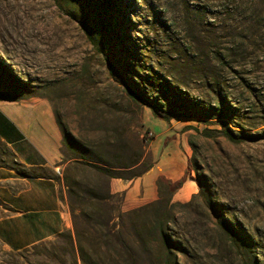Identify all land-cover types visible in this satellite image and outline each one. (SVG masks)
I'll use <instances>...</instances> for the list:
<instances>
[{
  "label": "rangeland",
  "instance_id": "obj_1",
  "mask_svg": "<svg viewBox=\"0 0 264 264\" xmlns=\"http://www.w3.org/2000/svg\"><path fill=\"white\" fill-rule=\"evenodd\" d=\"M0 98L49 102L71 159L68 197L80 193L69 203L77 227L21 252L0 244V264H75L77 229L86 249L103 247L100 217L115 215L119 229L120 215L149 203L126 209L118 193L82 204L84 191L106 194L111 180L88 163L139 161L114 171L131 180L165 157L184 163L179 181H195L197 192L175 200L177 182L160 178L162 203L148 212L167 211L175 241L161 264H264V0H0ZM218 115L260 137H206L204 128H224L208 122ZM155 119L169 132L160 134ZM0 161L14 163L1 142ZM215 213L245 235L241 253L218 234Z\"/></svg>",
  "mask_w": 264,
  "mask_h": 264
},
{
  "label": "crops",
  "instance_id": "obj_2",
  "mask_svg": "<svg viewBox=\"0 0 264 264\" xmlns=\"http://www.w3.org/2000/svg\"><path fill=\"white\" fill-rule=\"evenodd\" d=\"M153 124L160 134L169 132L163 120ZM63 139L47 100L0 98V142L14 159L13 164H0V244L5 249L25 251L73 229L63 174L71 159L65 158ZM176 161L165 157L138 179L112 178L110 191L124 194L126 209L153 202L159 199L161 177L173 183L183 179L186 167ZM194 184L185 180L173 199L192 197Z\"/></svg>",
  "mask_w": 264,
  "mask_h": 264
},
{
  "label": "trees",
  "instance_id": "obj_3",
  "mask_svg": "<svg viewBox=\"0 0 264 264\" xmlns=\"http://www.w3.org/2000/svg\"><path fill=\"white\" fill-rule=\"evenodd\" d=\"M257 30V29H256ZM257 50V48H254ZM221 59H225L221 57ZM230 64H234V61H231ZM129 91H132L131 84L127 83ZM130 91V92H131ZM221 104L226 105V101L221 99ZM157 117L160 115L155 110ZM189 117H195L194 113L187 111L185 113ZM165 118V117H163ZM203 119V117H200ZM212 119H217L218 121H208V122H222L224 124L223 129H212L209 127L204 128L201 132L208 138H211L215 135L223 134L230 141L238 142L241 138L254 139L260 137V134H249L242 131H237L233 129L231 125L238 127L237 123L233 121L231 115H218L215 117H210ZM167 119V117H166ZM186 129H195L200 132L198 127L188 126ZM243 135V136H242ZM242 136V137H241ZM4 145V144H3ZM5 150L11 151L7 146L4 145ZM84 162V161H82ZM88 163V162H87ZM0 164H5L0 161ZM139 164V161H135L130 166H101L97 163L89 162L88 165L95 170L96 172L106 175L108 177L115 178L120 176H115L114 171L123 170L124 168L133 167ZM151 168V167H150ZM150 168L144 171L147 172ZM137 176V175H134ZM139 176V175H138ZM121 178V177H120ZM162 179H159L158 186L160 187ZM176 187L180 188L182 182L179 181L176 183ZM88 195L87 200L86 196L83 197L82 204L92 205L94 202L107 203L112 202L114 195L110 191V184L107 187L106 194H100L92 190H87L83 192ZM80 193L74 189L70 191V203L74 205ZM162 203V196L152 203L147 205L132 209L125 212L123 215H120V228L118 229L119 223L115 221V215L106 214L104 220L101 217L96 221V225L99 226V230L96 231L97 236L95 239L105 240L106 243L102 244L103 247L91 246L85 248L80 244L81 238L78 229L75 234L71 233V240L73 243L72 252L75 255V264H78V259L83 262V264H161V260L168 254H170L171 249L169 245L173 243L174 239L167 233L166 229L169 227V223L165 220L167 216V211H154L151 214L149 213L153 209L155 204ZM191 203V202H190ZM210 206L212 202L208 201ZM171 200L166 203V207H171ZM212 208V207H211ZM149 211V212H148ZM86 218L93 220V217L88 214H84ZM215 226L217 227V232L222 238H226L236 247H243L242 240L245 239V235L240 232L238 226L234 221L229 217H223L215 213ZM127 223V224H126ZM77 227L76 222L74 223ZM129 225V226H128ZM128 226V230H125V227ZM94 230V228H92ZM78 239V241L75 240ZM166 246V247H165ZM165 250H167L165 252ZM92 257L96 259L93 260ZM243 261L246 262V259L243 258Z\"/></svg>",
  "mask_w": 264,
  "mask_h": 264
}]
</instances>
